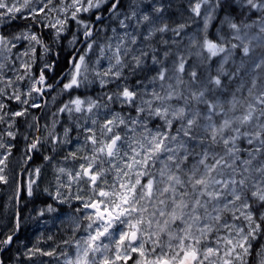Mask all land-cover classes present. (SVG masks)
Segmentation results:
<instances>
[{
  "label": "snow or ice",
  "instance_id": "6c2138e0",
  "mask_svg": "<svg viewBox=\"0 0 264 264\" xmlns=\"http://www.w3.org/2000/svg\"><path fill=\"white\" fill-rule=\"evenodd\" d=\"M0 264H264V0H0Z\"/></svg>",
  "mask_w": 264,
  "mask_h": 264
},
{
  "label": "rangeland",
  "instance_id": "374dc122",
  "mask_svg": "<svg viewBox=\"0 0 264 264\" xmlns=\"http://www.w3.org/2000/svg\"><path fill=\"white\" fill-rule=\"evenodd\" d=\"M35 231H37L36 226L30 225L21 232V238L30 237ZM53 231H55V229H53Z\"/></svg>",
  "mask_w": 264,
  "mask_h": 264
},
{
  "label": "trees",
  "instance_id": "16d2710c",
  "mask_svg": "<svg viewBox=\"0 0 264 264\" xmlns=\"http://www.w3.org/2000/svg\"><path fill=\"white\" fill-rule=\"evenodd\" d=\"M37 203H39V202H37ZM30 208H31V205H29V210H30Z\"/></svg>",
  "mask_w": 264,
  "mask_h": 264
}]
</instances>
